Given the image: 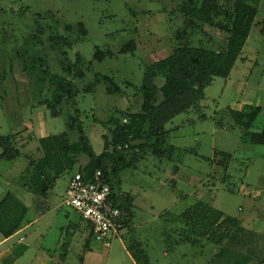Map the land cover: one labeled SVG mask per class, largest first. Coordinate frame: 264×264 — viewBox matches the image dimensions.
<instances>
[{"label": "rangeland", "instance_id": "1", "mask_svg": "<svg viewBox=\"0 0 264 264\" xmlns=\"http://www.w3.org/2000/svg\"><path fill=\"white\" fill-rule=\"evenodd\" d=\"M186 1L0 0V135L14 136L22 152L12 161L0 156V198L29 193L37 205L29 204L24 225L40 214L38 209L47 214L17 236L27 235L33 245L23 264L36 255L35 264H81L80 256L85 257L82 264H137L133 254L141 249L149 264H264V144L250 141L251 133L264 129V0H218L228 10L237 1L257 8L250 35L230 75L216 77L206 88L202 107L166 124L167 156L147 151L136 168L121 173L119 190L134 197L133 217L123 235L110 239L109 248L94 239L78 212L62 203L69 179L86 156L76 164L64 162L48 198L29 188L34 177L26 155L40 160L45 155L40 139L50 135L67 132L69 143L78 142V126L69 128L77 109L99 155L105 136H111L108 119L140 110L138 89L147 65L167 57L187 35L192 46L225 50L228 33L214 25L200 23L184 32L180 8ZM67 41L71 46H64ZM130 41L135 48L120 52ZM97 51L112 55L99 60ZM77 54L86 62L77 67L85 75L74 79L66 67ZM53 74L73 79L76 86L75 100L65 99L58 116L41 104L53 98ZM96 74L114 78L121 90L110 94L109 84L101 81L86 91ZM245 105L262 108L249 129L237 125L230 113ZM223 153L232 158L223 159ZM199 201L207 202L210 212H199L192 218L193 229L186 228L190 220L178 216ZM218 211L237 223L232 231L209 238ZM74 222L79 228L69 227ZM65 242L70 247L64 259Z\"/></svg>", "mask_w": 264, "mask_h": 264}, {"label": "trees", "instance_id": "2", "mask_svg": "<svg viewBox=\"0 0 264 264\" xmlns=\"http://www.w3.org/2000/svg\"><path fill=\"white\" fill-rule=\"evenodd\" d=\"M180 10L186 17V29L184 30L186 34L189 30L198 27L200 23H209L226 31L228 38L225 50L216 51L192 46L189 35H187L185 43L175 47L167 57L147 65L142 85L138 89L142 95L140 110L120 111V115H114L108 119L107 123L111 125V136H105V150L99 155L95 153L82 122L77 119L80 116V111L77 109L75 116L69 122V128L74 129L78 126L80 132L78 142L69 143L67 132L50 135L40 139L45 150V155L40 160L35 161L30 155H26L30 159L31 172L34 177L29 188L37 196L48 198L57 177L63 171L64 162L76 164L78 158L84 155L88 160L79 167L78 171L89 180H93L96 172L101 171L103 181L110 186L112 203L127 213L129 225V221L133 217L134 197L119 190L121 173L136 168L139 160L147 151L161 158L167 156L166 124L177 115L192 108L200 109L201 103L205 99L206 88L212 84L216 77L230 75L250 35L258 13L256 7L241 1L235 2L233 10H228L218 0H201L200 4L196 0H187ZM220 17H223L225 21L218 22ZM61 42V40H57L60 45H62ZM64 46H71L70 41L65 42ZM134 48V41H130L120 49V52H128ZM107 55H112V52L97 51L96 58L103 60ZM85 63L84 59L77 54L76 62L68 64L66 71L69 75L72 74L74 79L82 78L85 73L77 67L85 65ZM46 72L45 74H47ZM50 81L54 86L53 98H46L41 101V104L50 110L52 116H58L61 109L59 110L57 107L65 99L75 100L76 86L73 79L61 77L58 74H53ZM101 81L109 84L107 89L110 94L121 90L114 78L101 74H96L95 82L89 84L85 90L93 91ZM261 110L260 106L245 105L241 110H231L230 113L237 125L249 129ZM250 135L252 143L264 144V129ZM13 137L7 138L0 135V156L9 161L17 159L22 154L14 144ZM222 156L225 160L232 158V155L226 153H223ZM54 169H56V174L52 175L50 172H54ZM214 211L216 210L211 212ZM199 212L206 215L210 211L205 208V203H198L195 208L186 209L178 218L190 220L185 226L187 228L191 226L189 228L193 229L194 220L192 218L193 216L197 218ZM26 213L27 207L18 197L7 193L0 200V232L6 237L16 233L21 228ZM216 215L217 219L212 220L209 224L212 226V231H209L208 237L214 239L222 231H232L233 225L237 223L230 216L220 221L223 216L221 211H218ZM229 226L230 228H228ZM88 227L92 229L89 223ZM214 231L217 232L216 236ZM133 256L137 264H149L143 249L134 252ZM84 259V256L79 257L81 264Z\"/></svg>", "mask_w": 264, "mask_h": 264}, {"label": "built area", "instance_id": "3", "mask_svg": "<svg viewBox=\"0 0 264 264\" xmlns=\"http://www.w3.org/2000/svg\"><path fill=\"white\" fill-rule=\"evenodd\" d=\"M62 203L78 212L91 225L94 239L107 248L110 239L123 235L128 228V215L112 203L110 186L103 181L101 171L96 172L93 180L75 172Z\"/></svg>", "mask_w": 264, "mask_h": 264}, {"label": "crops", "instance_id": "4", "mask_svg": "<svg viewBox=\"0 0 264 264\" xmlns=\"http://www.w3.org/2000/svg\"><path fill=\"white\" fill-rule=\"evenodd\" d=\"M47 135L48 134L45 132V136H47ZM4 196H5V193L2 195L0 200ZM21 196L22 197L18 196V199L27 207V213H26V216H27L28 213L30 212L29 206H31V205H29V204H35V205H37V204L35 203V201H33V198H32V200H30L31 196L29 195V193L28 194L22 193ZM198 203H205L206 204L207 202L199 201V202L195 203V205ZM37 211L40 214H38L37 217L30 219L26 225H24V220L26 219V216H25L23 223L21 225V228L16 233H14L13 235L6 237L5 235H3V233L0 232V264H23V262H25V261H23V259H25L26 255H29L31 253L30 251L33 249V245L31 243L32 241H26V240H28L27 235L20 236L19 238L17 236L23 234L24 231L27 230V228L32 227L35 222L39 223L47 215L46 213H41L42 210H40V209H38ZM49 213H50V211H49ZM227 216H229V215L223 213V216L220 219V221H222ZM70 226H73L75 228H79V225L76 222H74L73 224L70 223L69 227ZM59 245H60V243H59ZM42 246L43 245H41V247ZM69 247H70V243L67 244V242H65L61 246V249L64 251L63 252L64 253V257H63L64 259L66 258ZM33 257L34 258L28 257L29 264H35V262L37 261V255L33 256Z\"/></svg>", "mask_w": 264, "mask_h": 264}]
</instances>
